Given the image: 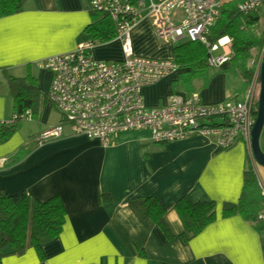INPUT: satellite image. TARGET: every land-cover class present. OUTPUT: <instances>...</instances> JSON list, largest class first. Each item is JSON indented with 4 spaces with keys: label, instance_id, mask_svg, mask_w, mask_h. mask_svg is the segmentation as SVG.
<instances>
[{
    "label": "crops",
    "instance_id": "obj_1",
    "mask_svg": "<svg viewBox=\"0 0 264 264\" xmlns=\"http://www.w3.org/2000/svg\"><path fill=\"white\" fill-rule=\"evenodd\" d=\"M91 1L26 0L21 11L0 17V122L14 115L7 75L30 73L46 97L51 72L35 62L90 40L85 28L92 22ZM154 34L152 18L137 22L130 33L133 53L155 59L173 57L177 43L167 41L174 43L170 54L168 43H158ZM258 51L253 50L249 61L253 75ZM91 52L97 60L123 56L121 42L114 37L95 42ZM230 63L231 59L212 75L207 73L206 84L194 79L190 90L172 87L188 69L172 71L142 89L144 101L162 104L172 91H197L206 103L240 99L250 82L244 78L243 93L232 96L227 76L220 71ZM47 102L31 138L17 135L11 143H0V189L9 194L26 191L40 201L57 196L66 210L65 221L59 234L42 245V258L34 247H27L19 255L3 256L0 264H264V231L239 214L221 215L224 203L239 200L245 171L251 170L256 183V175L264 182V166L254 160L243 138L221 149L203 135L156 143L148 130L141 129L118 131L103 143L72 134L65 126L60 137L39 145L35 135L61 120ZM25 144H33L30 151L10 161ZM143 196H154L165 207L170 237L153 219L136 212L131 203ZM184 196L192 202H215V220L195 231L175 206Z\"/></svg>",
    "mask_w": 264,
    "mask_h": 264
},
{
    "label": "built area",
    "instance_id": "obj_2",
    "mask_svg": "<svg viewBox=\"0 0 264 264\" xmlns=\"http://www.w3.org/2000/svg\"><path fill=\"white\" fill-rule=\"evenodd\" d=\"M228 0H92L91 6L106 11L120 40L122 58L97 60L87 40L74 50L51 55L35 62L51 72L46 97L61 120L38 132L34 139L41 145L60 137L68 126L75 135L106 143L118 131L146 129L156 143H166L191 135L215 140L221 149L243 138L250 148L255 122L257 70L240 99L206 103L197 91H172L159 105H147L142 89L180 69L172 59H155L133 53L131 29L147 16H153L159 40L181 43L200 42L207 48V65L218 68L232 57V38L225 35L209 40L210 28L220 17L222 4ZM264 6V0H239L238 10L249 13ZM221 47V52L214 51ZM264 57V31L258 51L257 68ZM31 118L30 110L13 115L10 121ZM251 151V149H250ZM252 154V153H251ZM253 157V156H252ZM261 208L256 218L264 223V182L256 175Z\"/></svg>",
    "mask_w": 264,
    "mask_h": 264
},
{
    "label": "trees",
    "instance_id": "obj_3",
    "mask_svg": "<svg viewBox=\"0 0 264 264\" xmlns=\"http://www.w3.org/2000/svg\"><path fill=\"white\" fill-rule=\"evenodd\" d=\"M135 3L137 0H125ZM239 0H228L222 4L220 17L210 28L208 38L215 42L218 38L228 35L232 38V63L248 66L246 79L253 78L254 68L249 66L253 58V50H259L262 33L254 40L252 33L241 20L238 10ZM26 0H0V17L21 11ZM92 22L85 31L92 42H103L112 39L115 27L109 14L104 10L92 7ZM207 48L204 44L194 41L178 43L173 48V59L180 68H187L179 74L178 80L172 83L173 88L183 87L190 90L194 79L208 82L207 76ZM256 59V58H255ZM255 59L253 60L254 62ZM253 63V62H252ZM7 83L13 99L14 115L30 110L34 112L35 105L40 98L36 79L29 73L24 77L7 75ZM190 93V92H189ZM48 101L47 97H45ZM38 109V107H37ZM36 109V110H37ZM257 101L253 113L256 115ZM16 121L0 122V143L6 142L17 128ZM33 144L19 147L10 157V161H17L26 155ZM131 204L142 218L153 219L169 237L172 235L164 218L166 209L154 196H143L133 200ZM177 210L185 221L197 232L201 231L216 218L213 201L192 202L188 197H181L176 202ZM261 207V197L251 170L244 173V182L239 200L236 203H224L222 217L235 214L250 222L259 232L264 231V223L257 220L256 215ZM66 210L59 197L53 196L40 201L32 198L26 191L9 194L0 189V259L8 254H21L27 247H34L39 258L43 257L41 247L45 242L55 238L61 231L65 221Z\"/></svg>",
    "mask_w": 264,
    "mask_h": 264
},
{
    "label": "rangeland",
    "instance_id": "obj_4",
    "mask_svg": "<svg viewBox=\"0 0 264 264\" xmlns=\"http://www.w3.org/2000/svg\"><path fill=\"white\" fill-rule=\"evenodd\" d=\"M145 2L148 3V0H145ZM147 17H150L154 20L153 16H147ZM239 20H241L243 22V24L252 33H254V36H255L254 40H256L259 37V35L262 33L263 27H264V6H260L257 9L252 10L249 13L241 12V14L239 15ZM136 24H134V25H136ZM154 29H155V26H154ZM154 37L158 43H166L167 42L165 40H159L156 37V35ZM173 44L174 43H168V45H169L168 52H170V54H171ZM219 52H221L220 46L217 50L214 51V54H217ZM165 58L174 60L171 55H169L168 57H165ZM238 63L239 62H237L235 64L230 63V65L225 66L224 68H222V70H220L223 73H225V75L227 76L226 78H227L228 87L230 89L232 88L231 95L234 97H237L238 95L243 93V90H244L245 84H246V81L244 78L246 77V73L248 72V68H249L247 65L241 66ZM216 71H217L216 68L207 66L206 72L209 73L210 75H212ZM258 91H259V85L257 84L256 88H255L256 101H257V97H258ZM46 103H48V102L46 101L45 96L43 95L42 91H40L39 101L35 105V108L37 109V107H38V109L37 110L35 109L34 112H32L31 118H24V119L18 120L16 122L17 128H16L15 132L11 135V137L7 140V141H9V143H11L14 139H17V135H20L25 140L31 138L32 134H34L39 129L37 118L40 115V113L42 112V109H43L44 105H46ZM51 110H52L53 114H55V113L58 114L57 110L54 107H53V109L51 108ZM263 137L264 136L260 137V146L264 152V144H263L264 138Z\"/></svg>",
    "mask_w": 264,
    "mask_h": 264
},
{
    "label": "water",
    "instance_id": "obj_5",
    "mask_svg": "<svg viewBox=\"0 0 264 264\" xmlns=\"http://www.w3.org/2000/svg\"><path fill=\"white\" fill-rule=\"evenodd\" d=\"M259 85L255 122L251 130L250 149L254 160L264 166V152L260 146V135L264 126V57L257 68Z\"/></svg>",
    "mask_w": 264,
    "mask_h": 264
}]
</instances>
